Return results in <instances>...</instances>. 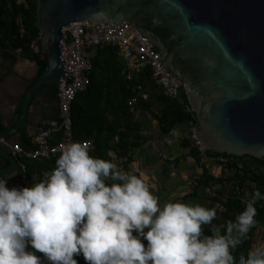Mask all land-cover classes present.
<instances>
[{
    "label": "water",
    "instance_id": "water-1",
    "mask_svg": "<svg viewBox=\"0 0 264 264\" xmlns=\"http://www.w3.org/2000/svg\"><path fill=\"white\" fill-rule=\"evenodd\" d=\"M36 19L38 47L30 56L29 43L0 48V176L9 188V173L18 179L10 146L24 131L61 126L48 91L69 75L60 57L63 29L81 21L134 22L159 51L161 67L182 82L199 145L264 158V0H36ZM36 54L45 60L42 71ZM190 132L185 121L162 134L181 148L180 138L192 143Z\"/></svg>",
    "mask_w": 264,
    "mask_h": 264
},
{
    "label": "clouds",
    "instance_id": "clouds-1",
    "mask_svg": "<svg viewBox=\"0 0 264 264\" xmlns=\"http://www.w3.org/2000/svg\"><path fill=\"white\" fill-rule=\"evenodd\" d=\"M90 144H63L31 186L9 188L0 176V264H78L79 255L87 264H264V245L234 255L257 223L258 188L235 220L217 224L215 207L161 205L142 175L90 155Z\"/></svg>",
    "mask_w": 264,
    "mask_h": 264
},
{
    "label": "trees",
    "instance_id": "trees-1",
    "mask_svg": "<svg viewBox=\"0 0 264 264\" xmlns=\"http://www.w3.org/2000/svg\"><path fill=\"white\" fill-rule=\"evenodd\" d=\"M39 33L36 0H0V48L30 43L39 37ZM35 59L43 69L45 60L39 54H36ZM89 60L90 83L75 97L71 105V118L74 137L92 141L90 155L114 160L127 172L134 150L143 142L152 139L150 134L145 133V126L140 119L142 113L156 120L164 133H169L178 122L197 123L183 87L178 97H170L154 84L148 70L127 79L128 66L115 46L101 43L89 48ZM139 83L147 97L139 98L133 105H129L128 100L135 95V85ZM2 129L0 123V131ZM28 143L29 139L24 146H29ZM182 144L189 148L190 155L202 167V174L192 179L190 191L181 199L197 196L199 189H206L208 207L217 209L214 223L235 220L236 215L245 208L242 197L246 194L250 195L257 188L264 193V158L220 154L207 150L208 155L227 158V164L221 165L232 171L226 177L215 176L208 172L207 163L189 140L184 139ZM22 161L30 179V186L44 179V173L56 167L55 157ZM227 184H230L229 187ZM215 185L219 187L212 191L211 188ZM256 208L257 223L234 250L237 259L241 253L247 255L248 250L253 248L255 235L258 233H261L264 245V200L257 201ZM76 259L78 264H87L82 255Z\"/></svg>",
    "mask_w": 264,
    "mask_h": 264
},
{
    "label": "built area",
    "instance_id": "built-area-1",
    "mask_svg": "<svg viewBox=\"0 0 264 264\" xmlns=\"http://www.w3.org/2000/svg\"><path fill=\"white\" fill-rule=\"evenodd\" d=\"M135 25L132 21H122L118 26L106 21L92 24L81 21L71 23L63 29L60 40V57L66 60L69 75L65 81L59 84L58 89V116L61 119V126L59 129L49 126L36 130L31 137L29 146L19 143L10 146L20 167L18 186H30L31 184L22 160H40L50 157L57 159L61 154V146L71 141H89L91 142L90 149L93 147L90 139L74 137L71 118V105L75 97L90 83L89 48L101 43L115 46L128 66L127 79H131L134 74L148 70L150 78L164 94L170 97L179 96L182 82L176 76L167 74L161 67L158 60L159 51L151 46L146 38L141 37L134 28ZM37 41L38 38L29 43V47L34 51L38 47ZM135 91V95L128 100L129 105H133L139 98L147 97V93L140 83L135 85ZM187 122L191 129L192 145L198 149L202 160L206 163L226 165L227 158L221 155H208V149L199 145V140L193 132L195 124L192 121Z\"/></svg>",
    "mask_w": 264,
    "mask_h": 264
},
{
    "label": "crops",
    "instance_id": "crops-1",
    "mask_svg": "<svg viewBox=\"0 0 264 264\" xmlns=\"http://www.w3.org/2000/svg\"><path fill=\"white\" fill-rule=\"evenodd\" d=\"M140 119L145 126V133L150 134L152 139L143 142L134 150L132 162L129 164L127 172L142 175L149 183L151 191L159 197L161 205L170 200H179L183 202L191 201L192 203L190 204L198 202L208 207V200L205 196L207 190L204 188L199 189L197 196H188L181 199L183 195L190 191L192 179L202 174V167L190 155L189 148L184 147L182 144L186 138L178 139L181 140V148H177L178 144L175 143V146L168 142V139L163 136L162 133L164 132L160 129L157 121L151 118L150 115L142 113ZM33 134H26L24 131L22 136L23 141H17V143L24 146L25 141L29 139L28 144L30 145ZM175 148H177L176 152ZM208 164L210 163H207L206 168L212 175L226 177L231 174L227 171H225L227 172L226 174L223 173L225 167L221 164V166L217 163H212L213 165ZM18 179H16V186L18 185ZM214 187L211 188L212 191L215 190ZM204 231L205 234H211V230L207 225L204 226Z\"/></svg>",
    "mask_w": 264,
    "mask_h": 264
},
{
    "label": "flooded vegetation",
    "instance_id": "flooded-vegetation-1",
    "mask_svg": "<svg viewBox=\"0 0 264 264\" xmlns=\"http://www.w3.org/2000/svg\"><path fill=\"white\" fill-rule=\"evenodd\" d=\"M30 54H31V48L30 47H28L27 49H26V51L24 52V55L25 56H30ZM43 69H42V67H41V71H42ZM48 94H49V96L47 97L48 98V101H49V104L51 105V106H55V107H57V105H58V103H59V99H58V91H57V88L56 87H52V88H50L49 89V91H48ZM18 163V162H17ZM7 165L9 164V162H7L6 163ZM17 176H19V171H20V167H19V163H18V168H17ZM14 179H12V181H11V183H10V188L11 187H13V186H16V177H15V175H13L12 176Z\"/></svg>",
    "mask_w": 264,
    "mask_h": 264
},
{
    "label": "rangeland",
    "instance_id": "rangeland-1",
    "mask_svg": "<svg viewBox=\"0 0 264 264\" xmlns=\"http://www.w3.org/2000/svg\"><path fill=\"white\" fill-rule=\"evenodd\" d=\"M160 89V88H159ZM161 90V89H160ZM162 91V90H161ZM196 125V124H195ZM23 162V161H22ZM208 165H213L212 163H210V164H208ZM218 165H220V164H218ZM221 166V165H220ZM222 169H223V167H222ZM225 171H227L228 173H232V171H228V169L227 168H225V170H224V172L223 173H227V172H225ZM229 185L230 184H227V187H229ZM219 186L218 185H215V189L216 188H218ZM186 203H192L191 201L190 202H186ZM198 203V202H197ZM255 240H254V245H253V248L254 247H256V246H259V245H263V241L261 240L262 239V237H261V233H258L257 235H255Z\"/></svg>",
    "mask_w": 264,
    "mask_h": 264
}]
</instances>
